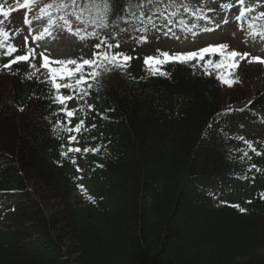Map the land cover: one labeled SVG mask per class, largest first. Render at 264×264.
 Instances as JSON below:
<instances>
[{
	"label": "trees",
	"instance_id": "16d2710c",
	"mask_svg": "<svg viewBox=\"0 0 264 264\" xmlns=\"http://www.w3.org/2000/svg\"><path fill=\"white\" fill-rule=\"evenodd\" d=\"M160 1L112 0L101 27L97 0H75L84 29L74 60L101 51L130 60L102 71L87 96L61 88L73 96L64 105L32 76L30 56L4 69L27 51L0 47V264H264V92L237 70L238 82L222 84L218 53L151 75L145 58L180 53L141 34L164 25L151 17L163 15ZM261 13L250 31L264 30ZM81 120L79 132L64 130ZM222 187L232 192L214 200Z\"/></svg>",
	"mask_w": 264,
	"mask_h": 264
},
{
	"label": "rangeland",
	"instance_id": "374dc122",
	"mask_svg": "<svg viewBox=\"0 0 264 264\" xmlns=\"http://www.w3.org/2000/svg\"><path fill=\"white\" fill-rule=\"evenodd\" d=\"M29 7L25 8V0H0V35L1 40L13 47L33 50L34 53L47 55L58 60H72L75 54V29L80 25L73 15V0H28ZM168 10H176L170 19H165L168 31L154 27L144 32L156 38L154 44L162 43L169 49L179 52L197 51L200 47L213 43H227L238 52H246L264 60V35L252 37L249 30L248 12L242 21L237 22L240 7L264 10V0H162ZM51 5V7H48ZM61 5H66L61 7ZM230 5L231 7H224ZM41 9H44L42 12ZM189 11L199 14L195 22L191 14H185L183 24L190 28L187 35L179 37L180 28L178 15ZM7 13V15H4ZM63 17V18H62ZM227 21V23H225ZM204 26V29L199 28ZM173 32V34H171ZM42 37L33 40V37ZM142 50V49H140ZM41 80H49L48 70H40L37 56H32L29 64ZM243 82L254 92H264V76L256 75V66L243 60L237 68ZM76 119H72L75 124ZM77 141L74 146L77 147ZM83 178L82 187L88 185ZM223 190L216 199L229 195L232 190L222 187Z\"/></svg>",
	"mask_w": 264,
	"mask_h": 264
},
{
	"label": "snow or ice",
	"instance_id": "6c2138e0",
	"mask_svg": "<svg viewBox=\"0 0 264 264\" xmlns=\"http://www.w3.org/2000/svg\"><path fill=\"white\" fill-rule=\"evenodd\" d=\"M75 2V0H73ZM138 2V0H137ZM238 2L243 5V0H238ZM112 0H97L96 2V8L98 10L99 19L101 21L100 26L101 27H107V21L110 18V8H111ZM25 8L29 7L28 0H25V4L23 5ZM66 5H61V7H65ZM48 7H51V5H48ZM224 7H231L230 5H225ZM43 12L44 9H41ZM251 11L250 8H245L243 6L240 7L239 15L235 17L237 22H240L245 17L246 13ZM4 15H7V13H4ZM262 17H264V12L260 14ZM63 18V17H62ZM227 23V21H225ZM250 28L254 27L253 25H249ZM253 38H255L258 35H264L259 32H252L250 33ZM0 35L7 36V33H0ZM91 35H96V33H92ZM42 37L35 36L33 37V40H40ZM101 44H105L107 49H112L113 47L119 48V44H116L113 46L110 43H107L106 41H101V43L96 45V48H100ZM0 47H4L3 44H0ZM17 49L13 47L11 44H8L6 46L5 55L11 56L12 53L16 52ZM205 53H218L223 59L220 61L219 64L216 65L217 69H227V77L225 74H217V79L221 81L222 84H227L229 87L232 86L233 83L238 82V78H233L235 76L237 68L240 66V60L244 57L248 56V53L241 54L240 52L236 50H228V45L226 44H220L218 46H208L200 49L199 51H190L187 53H175L172 55H169L167 52L161 53V56L163 59L159 57H153L149 56L145 58L144 64L148 66L149 73L151 75H167L166 73L159 72V65L168 63V62H176V63H186L188 61H191L193 59H200L202 60L204 58ZM29 54H32L33 56L34 51L29 50ZM29 54L25 55H17L14 60H11L9 63L4 64V69H9L11 67V64H14L18 61H26L29 58ZM43 56V53H41ZM130 60V57L128 55H125L123 52H111V51H101V52H95L93 53V58L91 59H82V61L78 62L77 60H56L53 63L56 65H59L58 67H50L49 61L45 57L44 63L41 65L44 68L48 69L49 72V79H50V90H55L56 95L54 96V101L58 102L60 105H64L65 101L70 100L73 98L71 95H61L59 90L61 88H66L69 91L73 92L74 94L87 96L88 90L93 88V82H96L98 80V77L101 75V72H107L110 69H120L124 70L126 69L127 62ZM253 60H256L262 64H264V60H260L258 57H253L252 60H249L248 63H251ZM68 65H73L74 67H68ZM87 66V70L85 68ZM78 74V75H77ZM207 74V72H205ZM69 78L67 83H58L57 80L64 81L65 78ZM74 81V82H73ZM92 81V82H90ZM23 109H21L22 111ZM66 110V109H64ZM226 114V113H225ZM74 115L73 111H66L67 117H72ZM83 120H81L75 128H67L64 129L68 132H79L81 126L83 125ZM95 127V125H93ZM57 128H59V121L57 122ZM76 137L69 136V141L75 140ZM248 148L252 149V151H256L255 148H253L252 144L250 142L245 141ZM69 152L75 151L79 152L81 149L79 148H69ZM85 152L90 151V149L85 148ZM93 153L98 152L99 148H93L91 149ZM257 155H259V152H256ZM61 155H66L65 153H61ZM245 156L248 155V153H244ZM75 163V161H72ZM77 171H80L78 168ZM91 200V197H89ZM239 207V206H236ZM240 211H244V209H240Z\"/></svg>",
	"mask_w": 264,
	"mask_h": 264
}]
</instances>
